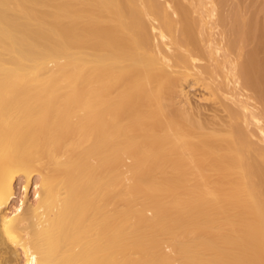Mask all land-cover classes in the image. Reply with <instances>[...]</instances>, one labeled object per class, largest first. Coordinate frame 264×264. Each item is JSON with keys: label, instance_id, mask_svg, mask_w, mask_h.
I'll return each mask as SVG.
<instances>
[{"label": "bare ground", "instance_id": "bare-ground-1", "mask_svg": "<svg viewBox=\"0 0 264 264\" xmlns=\"http://www.w3.org/2000/svg\"><path fill=\"white\" fill-rule=\"evenodd\" d=\"M0 264H264V0H0Z\"/></svg>", "mask_w": 264, "mask_h": 264}, {"label": "rangeland", "instance_id": "rangeland-1", "mask_svg": "<svg viewBox=\"0 0 264 264\" xmlns=\"http://www.w3.org/2000/svg\"><path fill=\"white\" fill-rule=\"evenodd\" d=\"M186 92H188V97L190 98L191 102L194 104H200V100L203 97L204 91L202 88L198 85L188 84L186 86ZM37 185L32 184L28 188H23L20 184L16 185V194H15V200H25L27 203L32 202L36 199L38 194H35V189Z\"/></svg>", "mask_w": 264, "mask_h": 264}]
</instances>
